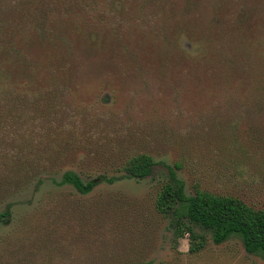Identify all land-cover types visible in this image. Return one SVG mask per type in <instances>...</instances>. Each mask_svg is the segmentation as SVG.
<instances>
[{"label":"rangeland","instance_id":"374dc122","mask_svg":"<svg viewBox=\"0 0 264 264\" xmlns=\"http://www.w3.org/2000/svg\"><path fill=\"white\" fill-rule=\"evenodd\" d=\"M0 40V96L25 94L0 111V264H264L201 228L192 253L155 206L172 167L264 210V0H0ZM143 154L142 181L47 180Z\"/></svg>","mask_w":264,"mask_h":264},{"label":"trees","instance_id":"16d2710c","mask_svg":"<svg viewBox=\"0 0 264 264\" xmlns=\"http://www.w3.org/2000/svg\"><path fill=\"white\" fill-rule=\"evenodd\" d=\"M94 11L97 13L99 10ZM2 40H10L8 44H12L9 37ZM7 50L0 49V57L4 56ZM7 92L4 91L6 94L0 96V111L10 116L19 112L25 94L21 95L17 89ZM155 167V160L150 155L143 154L131 157L122 165V177L99 175L84 180L77 172L66 171L60 181L53 177L47 180L58 186H71L79 194L87 195L102 183L113 184L121 178L145 180L153 174ZM169 175L168 182L163 185L157 196L155 206L160 214L173 219L176 238H182L186 234L192 237V253H198L205 248L206 241L196 234V228H201L212 234L213 242L217 245L237 236L249 254L259 255L264 259V210H256L236 197L219 196L200 189L188 195L184 183L172 167L169 168ZM45 181L40 179L38 184L42 186ZM11 217L10 211L1 213L0 224H8L12 220Z\"/></svg>","mask_w":264,"mask_h":264}]
</instances>
